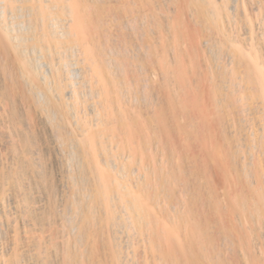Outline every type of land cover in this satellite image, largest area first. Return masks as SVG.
Segmentation results:
<instances>
[{"label": "bare ground", "instance_id": "6f19581e", "mask_svg": "<svg viewBox=\"0 0 264 264\" xmlns=\"http://www.w3.org/2000/svg\"><path fill=\"white\" fill-rule=\"evenodd\" d=\"M114 2L0 0V264H264V0Z\"/></svg>", "mask_w": 264, "mask_h": 264}, {"label": "rangeland", "instance_id": "374dc122", "mask_svg": "<svg viewBox=\"0 0 264 264\" xmlns=\"http://www.w3.org/2000/svg\"><path fill=\"white\" fill-rule=\"evenodd\" d=\"M114 1H116V0H113V3L115 4L116 2H114ZM139 1H140V0H139ZM142 1H143V0H141V2H138V4L140 3V5H141L140 8H142V6H143L142 9H144V6L147 5V4H145V3L143 2L144 5H142ZM161 4H162V3H161ZM161 4H159V6H160ZM167 4H168V3H167ZM171 4H172V6H171V5H168L169 8H168V6L165 4V2L162 4L163 6L161 5V8H162V7L164 8V6H166L164 9H167V11L171 8V9L168 11V12H169V15H171L174 11L177 13V12H178V11H177V10H178V7L180 8L179 5H180L181 3H179V1H178V2H176V1L174 2V1H173V3H171ZM115 5H117V4H115ZM140 5H139V6H140ZM145 7H147V6H145ZM176 8H177V9H176ZM170 11H171V12H170ZM172 11H173V12H172ZM158 12L160 13V10H159ZM175 12H174V13H175ZM174 13H173V14H174ZM176 13H175V14H176ZM173 14H172V15H173ZM175 14H174V15H175ZM124 15H125V16H123L122 18H124V17H125V18H124V19H121V21H122V20L125 21V19H126V21H128V17H129V16L127 17L126 14H124ZM162 18H164V17L161 16V19H162ZM123 21H122V23H123ZM124 23H126V22H124ZM125 25H129V23L127 22ZM129 26H130V25H129ZM127 27H128V26H127ZM113 30H114V31H113ZM113 30H112V31H113V32L116 31L115 33L117 34L118 31L115 30V29H113ZM129 32H130L129 35H132V37L129 36V37H130L129 39L132 40V43H133L132 45L135 44V45L137 46V44H138L139 42H140L139 44L141 45V43H142V40H141V39H142V36H141V38H140V36H139L140 34H139V33H132V32H134V31H131V30L128 31V30H127V33H129ZM115 33H113V34H115ZM155 35H156V34H155ZM113 36H116V35H113ZM138 36H139V37H138ZM116 37H117V36H116ZM132 38H133V39H132ZM133 40H134V42H133ZM139 40H140V41H139ZM135 41H136V42H135ZM135 45H134V46H135ZM136 46H135V47H136ZM138 46H139V45H138ZM138 46H137L135 49H138V48H139ZM132 47H133V46H131L130 48H132ZM133 48H134V47H133ZM185 48H186V47L184 46L183 51L186 53ZM135 49H134V50H135ZM130 50H131V49H130ZM132 50H133V49H132ZM134 50H133V51H134ZM139 50H140V48H139ZM185 53H184V54H185ZM201 54H202V53H201Z\"/></svg>", "mask_w": 264, "mask_h": 264}]
</instances>
